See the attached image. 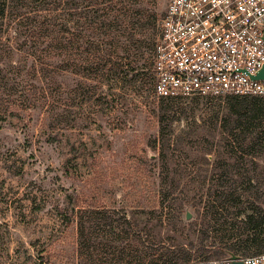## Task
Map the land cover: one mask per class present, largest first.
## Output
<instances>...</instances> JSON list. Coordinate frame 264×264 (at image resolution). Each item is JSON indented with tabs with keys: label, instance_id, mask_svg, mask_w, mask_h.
Masks as SVG:
<instances>
[{
	"label": "rangeland",
	"instance_id": "374dc122",
	"mask_svg": "<svg viewBox=\"0 0 264 264\" xmlns=\"http://www.w3.org/2000/svg\"><path fill=\"white\" fill-rule=\"evenodd\" d=\"M7 2L0 0V6ZM154 2L137 8L146 7L157 15L156 44L167 0ZM44 15L41 3L25 1L8 6L3 20L0 16V264H77V218L91 211L105 210L113 217H136L142 222L157 212L162 220L175 223L177 203H184L179 223L165 227L162 234L185 244L191 241L195 251L190 264L223 259L215 256L217 245L210 246L214 239L246 241L252 231L233 221L209 232L203 244L211 251L205 253L196 225L207 191L215 188L219 178H226L224 186L234 195L230 212L237 213L244 204L236 200L241 194L240 171L233 159L226 152L220 158L213 153L206 160L199 155L212 142L204 135V126L214 124V113L230 96L156 97L147 34L135 35L138 52L144 58L151 56L136 65L145 75L135 84L136 72L131 70L139 53L134 56L131 48L128 57L118 59L111 53L115 37L93 38L91 50L82 34L74 63L72 57L60 61L52 56L55 51H46V45L26 40L22 46L9 37L15 28L27 32L31 18ZM120 43L128 45L124 39ZM107 54H112L118 72L107 73L110 65L101 68L97 58ZM163 108L166 111L161 112ZM161 126L166 132L165 127L170 128L172 141L185 133H191L192 139L190 148L179 147L172 157L174 165L167 170L161 166L158 149H151ZM166 176L165 193L173 194L161 207L160 183ZM260 203L264 206V198ZM120 229H110L107 235ZM261 230L264 233V225ZM251 248L254 254V245ZM100 251L99 264H126L120 261L121 247L112 240L107 238ZM136 256L133 264H140V254Z\"/></svg>",
	"mask_w": 264,
	"mask_h": 264
},
{
	"label": "trees",
	"instance_id": "16d2710c",
	"mask_svg": "<svg viewBox=\"0 0 264 264\" xmlns=\"http://www.w3.org/2000/svg\"><path fill=\"white\" fill-rule=\"evenodd\" d=\"M25 1H32V4L41 3L42 11L46 15L32 17L31 27L28 28L29 30L27 29V32L15 28L9 33V37L15 44L27 45L26 40L38 42V45H46V51L54 50L52 56L57 59L66 57L70 61L72 57L71 61L74 63L79 55L76 52L80 49L77 42L80 41L82 34L89 39L90 48L93 46V38H103L108 41V39L115 37V52L111 53L115 54L118 59L128 57L129 54L127 53L130 52L131 48L135 52L134 56L139 53L138 60H134L131 70L136 72L132 82L135 84L136 81L142 80L145 72H139L141 67H136V65L141 61L144 64L151 56L144 58L141 51L138 52L135 47L137 43L135 35L138 33L147 34L146 38L149 40L146 42L147 50H149L150 55L153 54L151 51H154L155 46L157 15L149 12L146 7L137 8V5L142 6L146 3L148 7L149 4L153 5L155 0H8L6 4L0 6L1 19L5 18L4 14L8 6L17 3L23 4ZM83 4L86 5L83 7ZM103 4L106 5L101 8ZM69 24L73 26L72 29L69 28ZM138 29L141 32H138ZM68 34H71L70 38L66 37ZM23 38L25 39L23 40ZM121 39H124L128 45L122 46ZM106 43L104 42V44ZM109 43L112 44V42ZM95 48L98 49L99 47L96 46ZM71 49L75 53H73L74 51L70 52ZM88 50L90 49L88 48L87 52ZM120 51L125 52L124 57L119 56ZM48 52L50 55L51 52ZM92 55L91 53L88 54L89 57ZM111 55L107 54L100 59L97 58L100 63L102 62V69H106L108 65L111 66V69L107 70L108 72L105 71L107 73L119 71V68H116V65L112 63ZM124 78H127V74ZM160 111L166 110L163 108ZM216 112L214 113V124L207 128L204 126L206 132L204 135L211 138V145L203 148V151L199 150V155L201 159L206 160V157H210L213 153L220 158L226 152L230 159H233L237 169H239L237 171H240L238 183L241 187V194L236 197V200H243L244 204L237 213H231L230 203L234 200L233 192L229 191L230 188H225L224 183L227 181L225 177L216 180L215 188L207 191L206 200L202 202L200 221L196 224L200 226V232L203 236L201 250H204L205 253L211 251L205 249L203 244L209 239L208 234L211 230L217 226L231 225L233 221H236V223L252 231V234L247 236L246 241L235 240L233 237H222L212 240L210 246L216 244L217 254L215 256L227 259L229 254L247 258L248 255L252 254L251 245H254L255 252L252 254L254 257L264 253V233L261 230L264 225V206L260 203V200L264 198V97H230L221 107V110ZM163 128L164 126H161L159 137L151 149H158L161 166L167 170L169 164L171 167L174 165L172 157L180 149L179 147L190 148L192 139L191 133H185L184 137L175 136L172 141L170 128L165 127L167 132ZM214 147L215 150H213ZM221 168L220 166L217 167V169ZM226 173L225 170L224 174ZM167 178L168 176L161 179L160 183L161 207L173 194V191L169 190L165 193ZM171 202L174 203L172 198ZM164 209L163 207L162 210ZM174 211L175 217H177H174L175 223L178 224L180 214L184 211V203H177ZM161 216L155 212L153 216L151 215L142 222L136 217L129 219L126 216L122 218L113 217L105 210L79 215L76 224L77 264H99L102 253L100 249L105 247L107 238L121 247L120 261L126 264H133L134 259L138 258L136 256L138 253L140 254V264H190L193 251H195L194 245L191 241L186 242V244L182 240L177 241L174 236L167 235L164 237L162 231L165 227L174 226L175 223L171 222L168 217V219L162 220ZM114 228L121 229L114 234L107 235L108 230L113 232ZM108 243L107 241V246ZM130 260L132 261L130 262Z\"/></svg>",
	"mask_w": 264,
	"mask_h": 264
},
{
	"label": "built area",
	"instance_id": "2783aa9c",
	"mask_svg": "<svg viewBox=\"0 0 264 264\" xmlns=\"http://www.w3.org/2000/svg\"><path fill=\"white\" fill-rule=\"evenodd\" d=\"M263 66L264 0H167L151 69L156 97H264V82L251 79ZM241 261L264 264V253Z\"/></svg>",
	"mask_w": 264,
	"mask_h": 264
},
{
	"label": "water",
	"instance_id": "95a60500",
	"mask_svg": "<svg viewBox=\"0 0 264 264\" xmlns=\"http://www.w3.org/2000/svg\"><path fill=\"white\" fill-rule=\"evenodd\" d=\"M252 80L264 82V66L256 73V75L251 77ZM189 218V216H187ZM228 259L233 262V264H244L241 258L233 254H229Z\"/></svg>",
	"mask_w": 264,
	"mask_h": 264
}]
</instances>
